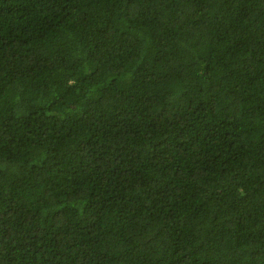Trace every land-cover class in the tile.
<instances>
[{
	"label": "trees",
	"instance_id": "16d2710c",
	"mask_svg": "<svg viewBox=\"0 0 264 264\" xmlns=\"http://www.w3.org/2000/svg\"><path fill=\"white\" fill-rule=\"evenodd\" d=\"M0 264H264V0H0Z\"/></svg>",
	"mask_w": 264,
	"mask_h": 264
}]
</instances>
